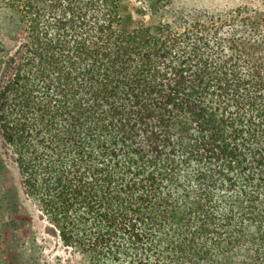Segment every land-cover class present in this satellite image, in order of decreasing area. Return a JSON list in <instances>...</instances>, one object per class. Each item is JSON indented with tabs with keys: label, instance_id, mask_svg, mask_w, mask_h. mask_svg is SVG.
Segmentation results:
<instances>
[{
	"label": "trees",
	"instance_id": "16d2710c",
	"mask_svg": "<svg viewBox=\"0 0 264 264\" xmlns=\"http://www.w3.org/2000/svg\"><path fill=\"white\" fill-rule=\"evenodd\" d=\"M0 2L17 20L0 135L64 246L84 264H264L257 12L177 26L121 0Z\"/></svg>",
	"mask_w": 264,
	"mask_h": 264
},
{
	"label": "rangeland",
	"instance_id": "374dc122",
	"mask_svg": "<svg viewBox=\"0 0 264 264\" xmlns=\"http://www.w3.org/2000/svg\"><path fill=\"white\" fill-rule=\"evenodd\" d=\"M136 21L147 24L231 14L239 7L264 20V0H121ZM153 5H157L155 8ZM225 18V17H224ZM182 23V24H181ZM14 14L0 2V50L13 48ZM184 28V27H180ZM1 58V56H0ZM84 258L64 246L55 229L26 196L11 150L0 135V264H84Z\"/></svg>",
	"mask_w": 264,
	"mask_h": 264
}]
</instances>
